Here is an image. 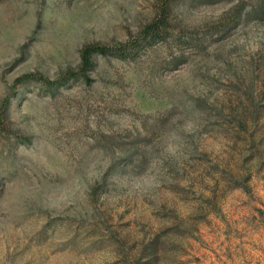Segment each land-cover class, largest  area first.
<instances>
[{
    "label": "rangeland",
    "instance_id": "1",
    "mask_svg": "<svg viewBox=\"0 0 264 264\" xmlns=\"http://www.w3.org/2000/svg\"><path fill=\"white\" fill-rule=\"evenodd\" d=\"M262 1L0 0V264H264Z\"/></svg>",
    "mask_w": 264,
    "mask_h": 264
},
{
    "label": "trees",
    "instance_id": "2",
    "mask_svg": "<svg viewBox=\"0 0 264 264\" xmlns=\"http://www.w3.org/2000/svg\"><path fill=\"white\" fill-rule=\"evenodd\" d=\"M170 5L169 2L165 3L160 9V13L144 28L141 37L122 45L118 51L119 53H116V56L123 59H135L146 48L152 47L157 43L166 42L171 38H179V40H182L180 35H174V27L170 22ZM258 11H264V0L257 7L253 8L254 13ZM88 50L86 49L85 53L88 59L86 66L93 68L94 64L91 60V52L89 53ZM103 51L108 52V54H114L113 51H108V49ZM97 52L101 53L99 50Z\"/></svg>",
    "mask_w": 264,
    "mask_h": 264
}]
</instances>
